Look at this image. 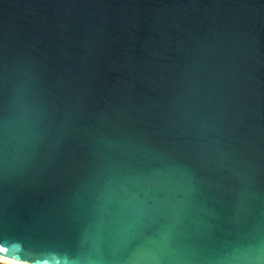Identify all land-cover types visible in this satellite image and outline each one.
Masks as SVG:
<instances>
[{"label": "water", "instance_id": "obj_1", "mask_svg": "<svg viewBox=\"0 0 264 264\" xmlns=\"http://www.w3.org/2000/svg\"><path fill=\"white\" fill-rule=\"evenodd\" d=\"M0 248L264 264V0H0Z\"/></svg>", "mask_w": 264, "mask_h": 264}, {"label": "bare ground", "instance_id": "obj_2", "mask_svg": "<svg viewBox=\"0 0 264 264\" xmlns=\"http://www.w3.org/2000/svg\"><path fill=\"white\" fill-rule=\"evenodd\" d=\"M0 264H30V263H26V262L10 259L8 257L0 255Z\"/></svg>", "mask_w": 264, "mask_h": 264}, {"label": "snow or ice", "instance_id": "obj_3", "mask_svg": "<svg viewBox=\"0 0 264 264\" xmlns=\"http://www.w3.org/2000/svg\"><path fill=\"white\" fill-rule=\"evenodd\" d=\"M0 251L7 252V249L0 248Z\"/></svg>", "mask_w": 264, "mask_h": 264}]
</instances>
